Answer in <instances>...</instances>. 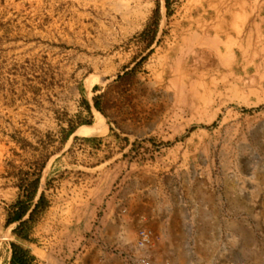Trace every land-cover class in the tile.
<instances>
[{
	"label": "rangeland",
	"instance_id": "374dc122",
	"mask_svg": "<svg viewBox=\"0 0 264 264\" xmlns=\"http://www.w3.org/2000/svg\"><path fill=\"white\" fill-rule=\"evenodd\" d=\"M163 2L0 0V262L14 243L17 225L7 227V220L22 184L41 174L39 197L48 201L54 182L65 177L60 165L69 159L86 163L85 153L58 158L71 121L77 115L92 120L84 102L95 105L97 99L104 115L109 110L122 117L126 105L142 97L167 103L164 92L155 91L165 90L171 78L166 22L151 47L143 38ZM262 103L230 105L212 124L195 122L175 138L154 133L131 141L110 135L95 144L93 159L102 163L120 159L117 149L129 148L125 159L156 173L164 204L175 207L173 229L181 231L175 250H165L170 237L160 232L166 225L146 226L138 235L152 231L153 243L145 252L136 245L131 263L144 254L153 264H264ZM160 117L152 111L148 119Z\"/></svg>",
	"mask_w": 264,
	"mask_h": 264
},
{
	"label": "crops",
	"instance_id": "0c3cea01",
	"mask_svg": "<svg viewBox=\"0 0 264 264\" xmlns=\"http://www.w3.org/2000/svg\"><path fill=\"white\" fill-rule=\"evenodd\" d=\"M173 1L165 0L160 5L162 23L169 28L164 52L172 60L171 78L165 90L163 86L155 89L164 92L167 103L162 104V97H142L126 105L123 117L109 110L106 117L100 110L104 123L99 122V112L89 102L92 120L82 126L92 124L90 131L77 132L82 126L78 127L58 156L70 158L85 153L86 163L80 160L70 164L69 159L60 165L59 172L65 171V177L48 191L49 207L35 224L31 241L16 235L12 239L36 257L35 264H127L136 254L138 231L146 226L155 229L159 224L167 226L160 234L170 237L165 250H175L181 231L173 229L175 207L164 204L159 176L126 160L129 148L117 149L122 152L118 160L96 161L95 144L110 135L131 141L154 133L165 139L175 138L181 128L195 122L212 124L230 105L255 108L263 104L261 0H177L175 6ZM209 60L213 62L210 67ZM208 77H212L210 84ZM152 111H158L160 120L148 119ZM101 123V131L93 133ZM80 143H84L80 148L72 147ZM51 170L48 175L45 170L44 178ZM11 244L6 260L0 264L10 263Z\"/></svg>",
	"mask_w": 264,
	"mask_h": 264
},
{
	"label": "trees",
	"instance_id": "16d2710c",
	"mask_svg": "<svg viewBox=\"0 0 264 264\" xmlns=\"http://www.w3.org/2000/svg\"><path fill=\"white\" fill-rule=\"evenodd\" d=\"M167 10L168 15H170L171 11L169 1L167 4ZM161 22L162 13L161 6L159 4L157 9L154 11L153 17L150 20L146 32L143 35V38L147 42L148 47H151L154 44L160 31ZM94 102L95 108L99 112H101V107L98 100L95 99ZM84 106L89 112V115L92 116L91 106L87 102H84ZM87 123H89V121L83 120L81 115H77L75 124H73V121H71L69 127L63 130V143H66L70 139V137L76 132L78 127ZM90 129L91 126H82L78 129L77 132H87L90 131ZM40 188L41 174L36 175L35 179H32L31 181H25L21 186L22 195L19 197L18 201L9 209L7 227L17 225L13 230L14 235L26 241H31V235L33 233L35 224L38 222V217L41 216L49 207V202L47 201L44 194H42L37 201ZM11 253V261L9 264L36 263V257L33 256L29 250L21 247L16 243L11 244Z\"/></svg>",
	"mask_w": 264,
	"mask_h": 264
},
{
	"label": "built area",
	"instance_id": "2783aa9c",
	"mask_svg": "<svg viewBox=\"0 0 264 264\" xmlns=\"http://www.w3.org/2000/svg\"><path fill=\"white\" fill-rule=\"evenodd\" d=\"M154 234L150 230H141L138 235V241H137V249L139 252H145L153 243ZM128 264H153L152 260L146 256L140 254L137 259L131 263Z\"/></svg>",
	"mask_w": 264,
	"mask_h": 264
},
{
	"label": "bare ground",
	"instance_id": "6f19581e",
	"mask_svg": "<svg viewBox=\"0 0 264 264\" xmlns=\"http://www.w3.org/2000/svg\"><path fill=\"white\" fill-rule=\"evenodd\" d=\"M92 87V85H89V88H91ZM104 127V123H101L100 125H97L96 127H95V129L93 130V133L94 132H97V131H101V129Z\"/></svg>",
	"mask_w": 264,
	"mask_h": 264
}]
</instances>
